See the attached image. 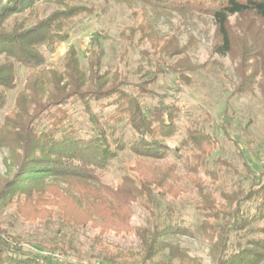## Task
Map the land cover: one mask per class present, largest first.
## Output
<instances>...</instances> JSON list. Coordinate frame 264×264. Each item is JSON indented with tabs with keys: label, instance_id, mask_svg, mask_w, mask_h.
Returning a JSON list of instances; mask_svg holds the SVG:
<instances>
[{
	"label": "trees",
	"instance_id": "obj_1",
	"mask_svg": "<svg viewBox=\"0 0 264 264\" xmlns=\"http://www.w3.org/2000/svg\"><path fill=\"white\" fill-rule=\"evenodd\" d=\"M116 1L136 7L135 13L142 16L138 25L123 29L121 37L133 46L148 43L150 49L142 53L156 58L153 70L139 69L142 77L137 81L126 69L103 67L100 35L92 39L86 68L76 46L69 48L60 68L49 66L48 53L68 42L85 17L99 16L109 4L98 8L69 0H8L0 8V112L9 94L19 89V67L28 72L14 108L0 124V150L8 152V175L0 173V264H74L57 258V251H64L62 242L27 248L11 233L15 224L5 221V215L47 223L58 218L63 226L91 225L100 234L134 230L146 260L169 249L167 261L160 264H198L180 245L168 241L176 234L206 241L215 264H264V169L257 176L235 143L245 174L244 180L229 184L231 174L242 173L221 158L217 169L210 166L220 139L199 122L188 125L171 144L184 109L151 85L166 74L189 81V74L200 66L177 36L160 34L158 18L149 14L209 18L216 28L215 50L223 55L238 46L231 22L237 17L253 43L241 46L234 92L243 91L249 82L258 85L264 98V0ZM48 2L57 6L39 16V4ZM150 97L156 101L148 103ZM104 99L109 100L106 105ZM93 101L112 111L100 117ZM76 105L83 107L87 123L76 119ZM122 125L131 128L129 139L120 131ZM222 129L230 138L228 129ZM126 152L134 155L133 165L125 168L116 185L107 183L113 163ZM172 155L175 160L170 162ZM188 194L197 195L200 220L195 230L175 222L174 206L162 208L164 199ZM136 203L149 218L147 225L133 228Z\"/></svg>",
	"mask_w": 264,
	"mask_h": 264
},
{
	"label": "rangeland",
	"instance_id": "obj_2",
	"mask_svg": "<svg viewBox=\"0 0 264 264\" xmlns=\"http://www.w3.org/2000/svg\"><path fill=\"white\" fill-rule=\"evenodd\" d=\"M69 1L95 5L98 8L106 6V4L109 6H106L107 9L104 12L99 11V16L85 17L83 22L73 30L72 37L68 42L59 44L53 53H48L50 67L60 68L69 48L76 46L83 67L86 68L92 39L100 35V43L105 50L103 59L105 69H126L132 81L141 79L142 76L139 71L141 67L145 70H153L156 58L150 59L142 53L144 50L150 49V45L148 43L141 46L129 45L120 34L123 29L136 26L142 21L141 13L136 14L134 11L136 7L130 8L116 0H108L109 3L105 0ZM7 3L8 0H0V8ZM56 6L55 2L41 3L39 4L38 15L43 16ZM149 14L158 18L155 26L160 34L177 36L181 44L185 46L187 55L192 62L200 66L197 71L189 74V81L166 74L161 75L155 84L151 85V88L157 93L165 95L167 101H176L184 109L178 122L179 134L171 144L175 145L179 141L188 125L199 122L220 139V147L210 157V166L217 169L219 165L216 160L221 158L237 166L243 174H231L234 180L229 177V184L244 180L245 174L235 143L245 151L253 171L258 176L259 172L264 169L263 93L257 84L253 86L249 82L243 91L234 92L239 82L236 69L242 62L241 46L244 42H251L253 37L246 35L245 27L239 24L237 17H232L231 22L236 31V45L238 46L232 54L223 55L215 50L216 28L209 18L186 19L179 16H162L159 18L152 13ZM262 28L264 39V27ZM124 55H126L125 60L123 59ZM27 75L28 72L19 67V89L9 94L8 105L0 112V124L5 115L14 108L17 94L24 88ZM259 79L261 76L255 77L254 81ZM155 101L156 98L147 99L148 103ZM101 102L106 105L109 100L104 99ZM100 104V102L93 101V111L105 118L112 111V108L103 107ZM73 110L79 123H87L82 106L76 105ZM223 126L228 129L231 139L225 136ZM120 131L123 132L126 139L132 136V130L127 125H122ZM7 156L6 150H0V173L3 176L8 175ZM174 160L175 157L172 155L169 161L173 162ZM133 162L134 155L132 153L122 154L113 163L105 181L111 185H116L121 180L125 168L128 165H133ZM223 183L220 182V184ZM196 202V194L183 195L178 200L168 197L162 201V208H166L168 205L174 206L177 211L174 216L175 222L195 230L200 220L196 210ZM132 211L130 225L133 228L148 224V212L139 203L133 205ZM10 213H12L11 210ZM15 216H4L5 221L12 220L15 224L11 233L19 237L29 249L38 248V244L50 247L62 242L64 251H57V258L60 261L74 264H160L162 260L167 261L168 259L169 249H166L152 260H146L140 246V240L135 235L134 230L121 233L109 231L100 234L99 229L91 225L79 229L63 226L58 218L47 223V221L39 220L24 221ZM5 226H7L6 223ZM168 241L180 245L191 257L197 260L198 264H215L210 255L208 243L200 237L176 234L169 237Z\"/></svg>",
	"mask_w": 264,
	"mask_h": 264
}]
</instances>
